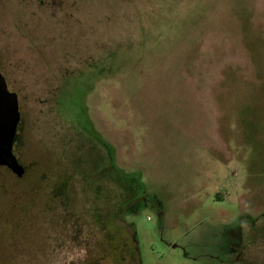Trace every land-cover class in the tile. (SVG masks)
<instances>
[{"label":"rangeland","instance_id":"rangeland-1","mask_svg":"<svg viewBox=\"0 0 264 264\" xmlns=\"http://www.w3.org/2000/svg\"><path fill=\"white\" fill-rule=\"evenodd\" d=\"M0 71V264L264 263V0H0Z\"/></svg>","mask_w":264,"mask_h":264},{"label":"water","instance_id":"water-1","mask_svg":"<svg viewBox=\"0 0 264 264\" xmlns=\"http://www.w3.org/2000/svg\"><path fill=\"white\" fill-rule=\"evenodd\" d=\"M19 122L18 95L8 88L0 71V166H6L18 178L23 176L24 167L12 153L11 147Z\"/></svg>","mask_w":264,"mask_h":264},{"label":"trees","instance_id":"trees-1","mask_svg":"<svg viewBox=\"0 0 264 264\" xmlns=\"http://www.w3.org/2000/svg\"><path fill=\"white\" fill-rule=\"evenodd\" d=\"M8 172L12 175L10 170H8ZM105 238V242L107 243L103 255L105 256L104 260H107L108 263L124 264L126 253L137 255L135 238L130 234L127 228L121 226V224L118 225L116 220L110 222Z\"/></svg>","mask_w":264,"mask_h":264},{"label":"flooded vegetation","instance_id":"flooded-vegetation-1","mask_svg":"<svg viewBox=\"0 0 264 264\" xmlns=\"http://www.w3.org/2000/svg\"><path fill=\"white\" fill-rule=\"evenodd\" d=\"M18 129V128H17ZM2 167H6V166H2ZM7 168V167H6ZM8 169V168H7ZM9 170V169H8ZM12 173V172H11ZM13 174V173H12ZM142 197V196H141ZM136 198V199H135ZM134 199H135V201L136 202H138V197H137V195L135 196L134 195ZM142 200V199H141ZM144 200V199H143ZM133 202V201H132ZM134 205H135V203H134ZM254 237V239L256 240V241H258V240H260V241H262L263 243H264V234L263 235H259L258 233H256V232H254V231H251L250 230V233H249V239H252ZM254 239H253V242H254ZM253 253V251L251 252V254ZM257 255V254H256ZM256 262L254 261L252 264H255ZM264 264V263H263Z\"/></svg>","mask_w":264,"mask_h":264}]
</instances>
